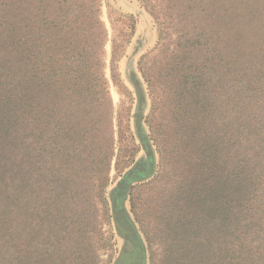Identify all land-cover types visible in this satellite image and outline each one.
Wrapping results in <instances>:
<instances>
[{
	"label": "rangeland",
	"instance_id": "rangeland-1",
	"mask_svg": "<svg viewBox=\"0 0 264 264\" xmlns=\"http://www.w3.org/2000/svg\"><path fill=\"white\" fill-rule=\"evenodd\" d=\"M37 2L24 6L33 23L47 19L43 80L30 92L28 264H148L147 236L195 171L199 200L206 189L198 146L219 128L221 0ZM37 139L54 177L35 175ZM97 142L113 146L103 193ZM163 146L179 155L164 158ZM121 196L134 230L115 215Z\"/></svg>",
	"mask_w": 264,
	"mask_h": 264
},
{
	"label": "trees",
	"instance_id": "trees-1",
	"mask_svg": "<svg viewBox=\"0 0 264 264\" xmlns=\"http://www.w3.org/2000/svg\"><path fill=\"white\" fill-rule=\"evenodd\" d=\"M25 1L0 0V264L29 260L30 92L43 80L37 57L43 39L40 25L47 19L33 23L25 14ZM37 3L40 7L42 0ZM221 5L219 128L212 126L208 143L198 146L206 189L199 200L195 171L189 193L178 195L167 223L157 224L154 239L146 235L148 264H264V0H221ZM194 85L192 93L197 91ZM36 109L40 114L38 102ZM34 145L37 179L41 171L54 177L55 166L45 171L43 140ZM161 149L166 159L179 155L174 147ZM93 150L97 186L103 193L113 146L97 142ZM120 198L115 215L123 217V227L134 230Z\"/></svg>",
	"mask_w": 264,
	"mask_h": 264
}]
</instances>
